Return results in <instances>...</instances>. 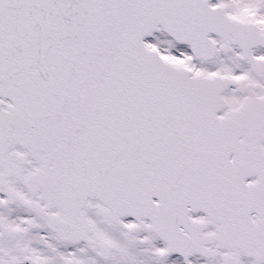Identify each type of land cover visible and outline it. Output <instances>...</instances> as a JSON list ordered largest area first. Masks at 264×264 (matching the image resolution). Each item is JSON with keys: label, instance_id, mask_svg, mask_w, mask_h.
<instances>
[{"label": "snow or ice", "instance_id": "1", "mask_svg": "<svg viewBox=\"0 0 264 264\" xmlns=\"http://www.w3.org/2000/svg\"><path fill=\"white\" fill-rule=\"evenodd\" d=\"M0 264H264V0H0Z\"/></svg>", "mask_w": 264, "mask_h": 264}]
</instances>
